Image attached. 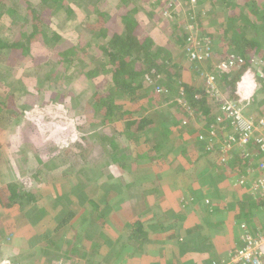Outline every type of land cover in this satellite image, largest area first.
I'll list each match as a JSON object with an SVG mask.
<instances>
[{
  "label": "trees",
  "instance_id": "16d2710c",
  "mask_svg": "<svg viewBox=\"0 0 264 264\" xmlns=\"http://www.w3.org/2000/svg\"><path fill=\"white\" fill-rule=\"evenodd\" d=\"M139 1L90 0L87 4L85 0H0V60L3 62L0 61V118L8 117L10 129L14 132L19 126L18 118L24 112L19 106L21 100L28 99L29 103L24 101V108L29 110L41 103L46 90L37 87L32 75H36L35 60L48 58L51 70L45 83L52 90L50 103H62L67 109L75 110L79 118L77 122H83L78 131L102 128L107 133L94 131L88 138L82 134L74 146L64 150V155L61 153V162L75 165L72 154L77 161H85L91 150L100 147V153L107 157L105 170L110 169L102 179L106 186L113 180V170L128 178L138 170L141 173L153 169L158 172L159 168L172 164L175 155H179L180 146L173 143V129L167 127V121L181 127L186 120L182 127L190 128V133L208 129L217 120L230 122L227 116L218 119L222 114L226 115L222 111L223 98L206 92L207 77L212 73H216V86L221 92L241 100L237 93L243 73L257 64L264 68V42L255 39L260 28H264V0H198L204 10L191 20L194 30L171 17L160 24L162 29L171 28L164 44L157 43L150 33L149 27L155 26L150 23L159 22L156 16L150 14L144 19L133 13ZM183 1L186 5L192 2ZM251 3L255 4V10ZM62 10L66 18L74 19L73 22H77L78 14L84 17V32L76 41L63 39L54 29L52 19ZM208 10L214 19L204 16ZM218 12L222 17L218 18ZM204 28L206 33H203ZM217 40L219 44L214 45ZM195 44L201 50H208L209 56L202 61L194 59ZM232 55L241 58L242 65L224 72L217 71L215 62ZM17 66L28 69L20 78H16ZM187 66L195 69V78L203 82L201 86H192L194 78L192 82L187 79ZM68 72L74 75L66 79ZM65 82L74 86V92L64 90ZM86 84H90L94 92L81 100L78 95L80 87ZM6 88H9L7 93ZM30 98L34 100L30 102ZM101 114L105 116L101 118ZM108 115L112 124L107 121ZM244 115L252 117L246 109ZM92 121L95 123L91 124ZM154 124L159 126V131L153 128ZM202 145V151L207 155H219L217 150H208L206 142ZM231 158L229 156L216 164L228 169L232 166ZM240 159L234 161L239 182L253 158L248 154ZM39 173H35L32 179L36 181ZM27 188L26 183L10 182L7 185V208H20L21 213L30 215L36 219L33 223H37L41 220L38 210L46 206L40 204L41 194ZM0 199L2 201V197ZM85 199L82 194L75 200L83 205ZM94 205L96 209L100 210V206L102 209V205ZM64 206L57 205L53 210L47 206L48 212L43 210L47 223L50 222L47 226L52 228L54 225L43 237L50 250L64 249L66 259L67 253L81 243L91 246L93 241L87 238L83 227H70V220L75 215L73 211H69L65 218L59 217ZM61 230L64 234L60 241H51V237ZM24 246H28V241H24ZM11 251L13 255L16 250ZM23 258L14 254L12 264L19 263V259L21 263ZM47 263H51V258Z\"/></svg>",
  "mask_w": 264,
  "mask_h": 264
},
{
  "label": "crops",
  "instance_id": "0c3cea01",
  "mask_svg": "<svg viewBox=\"0 0 264 264\" xmlns=\"http://www.w3.org/2000/svg\"><path fill=\"white\" fill-rule=\"evenodd\" d=\"M252 87L254 86L251 85ZM257 91L261 94L264 89ZM257 106L254 103L253 107L246 110L251 113L254 108L258 109ZM259 107L264 110V100L259 103ZM6 121L7 117L0 118V126L6 127ZM0 130V264H12L14 254L24 256L21 263L19 259L17 264H50L47 259L51 258L52 261L58 258V253L50 250L43 237L45 233L51 232L49 226L45 231L42 230L47 223L46 213L42 211L48 212L46 207L38 210L41 220L37 223H33L36 219L30 215L21 213L20 208H7V185L13 182L12 177H17L22 163L13 158L8 160L15 146V138L4 137L5 130ZM190 131V128L184 129L179 136L171 137L173 143L180 146L179 155L172 157L174 163L167 164L163 169L159 168L158 172L153 169L141 173L138 170L128 178H112L113 180L108 181V186L102 183L105 174L102 176L98 181L97 194L90 190L87 192L88 195L99 198V202L103 204L102 210L100 209V213L91 211L80 225L72 227H83L87 238L93 243L91 246L81 243L71 254L67 253L66 262L223 264L228 258L229 250L238 243L242 235V224L249 225L254 234L259 230L257 227L264 228L263 214L257 216L256 205L259 198L250 190L251 182L259 174L257 164L244 171L248 177L253 169L255 172L252 176H257L248 181L247 185H240L239 174L234 172L235 159L230 160L232 166L228 169L220 168L215 162L217 155L204 153V145L196 139V132ZM83 192L79 190L77 194L74 193L75 196L64 204L72 209L76 207L73 205H81L75 199L82 194L87 198L84 202L88 203V196ZM113 192L115 197L109 204L107 199L111 197L109 193ZM44 202L43 197L40 204L44 205ZM45 206L49 205L46 203ZM103 216L109 220L104 221ZM87 225L89 227L86 229ZM102 240L104 244H101ZM24 241H28L27 247L24 246ZM51 241L55 242L53 237ZM12 249L16 250L13 255ZM131 252L135 254L134 258H129Z\"/></svg>",
  "mask_w": 264,
  "mask_h": 264
},
{
  "label": "rangeland",
  "instance_id": "374dc122",
  "mask_svg": "<svg viewBox=\"0 0 264 264\" xmlns=\"http://www.w3.org/2000/svg\"><path fill=\"white\" fill-rule=\"evenodd\" d=\"M87 4L90 3V0H85ZM183 0H150L147 1H139V5L137 4V9L134 10V14L137 17H140L139 15L143 16L144 19L146 17H149L148 15L153 14L156 18L159 20L158 24H154V22H151L150 24L155 25L154 27H149L151 30L150 33L154 35L155 41L157 43H165L167 40V37L170 35L171 28L166 27L165 29H162L160 27V24L162 22L168 21V18L171 17L172 20L176 19L179 23L189 26L191 30L193 29V23L191 20L195 18L196 15L203 13L202 7H200V3L198 0H192L190 1L189 5H186ZM165 3V4H164ZM264 3V2H263ZM252 4V9L255 10V4ZM264 9V8H263ZM260 10V8H259ZM210 10L205 11L204 16L209 17L210 20L214 19V17H211L209 15ZM192 16V18L190 17ZM217 16L218 18L222 17V13L218 12ZM190 18V19H189ZM77 22H73L74 19H68L66 18V13L64 10L59 11L52 19L53 26L55 31L58 34H61L63 36V39L68 38V40L76 41V38L79 34H82L84 31L83 24L84 17L81 14H78L76 16ZM162 20V21H160ZM149 21V19H148ZM76 23V24H75ZM71 26V27H70ZM60 27V28H59ZM69 28V29H67ZM207 29L204 28V32L206 33ZM202 34V33H201ZM200 34V35H201ZM256 40H261L264 42V28H260V33H258L255 36ZM219 44V41H215L214 45ZM199 50L200 47L197 46ZM1 61V60H0ZM264 62V60H263ZM1 63H3L1 61ZM36 64V75H32L34 82L38 85L37 87H44L46 90L45 96H43L40 100V104L38 103L35 106H32V109H25V102L29 103L28 99L24 98L22 99L21 103L19 104L20 107H22V110L24 111L21 113V116L18 118V128L15 129L13 133L9 126V119L7 117L6 127L0 126V128H3L5 131L3 133L4 137H14L15 138V146L13 148V151L11 152V155L9 154L8 160L10 158H13V160H19L22 164L21 167H19V173L17 177H12L13 182H19L21 184L26 183L28 185L27 189H32L34 192H38L44 197V203L48 204L50 208L55 209V207L60 205H65L64 202L69 201V198H73L74 193L77 194L79 190L81 192L86 193L89 192V190L93 194H97L98 191L96 189L98 188V181L101 180L102 176L104 174H109L110 169L105 170V164L107 157L105 154L100 153V147H96L93 150H91L89 153V157L83 161H77L76 157L72 154L71 157L73 160H75L76 164L73 165L71 162L62 164L61 162V156L64 155V150L74 146L78 141L82 134H84L85 138H88L89 134L93 133L94 131H101L103 134H107L106 132H103L102 128H98L96 130L87 129L86 131H78L79 124L82 125L83 122L78 121V115L75 113V110H69L65 106V104L62 103H56L51 104L50 100L52 99V90L48 89V86L50 88V85H46L45 79L48 75H50L51 70V64L48 62V58L41 57L37 58L35 60ZM262 65V64H261ZM18 67V66H17ZM17 68L19 70L18 76L16 78H20L25 75L26 71H28L27 68ZM263 66H260L257 64L254 68H249L243 73V77L241 78V82L239 83L240 90L238 91V95L241 98V100L233 99L235 103L238 104H244L245 101L249 103H253L252 107L254 106V103H257L258 109L251 110L252 119L255 121H258L260 117L264 115V110H262L259 107V103L264 100V92L259 93L257 90H263L264 87L261 88V86L264 85V71ZM261 71V72H260ZM71 72H68L65 76L67 78H71L72 75ZM74 73L77 76L78 74L76 71ZM196 71L195 69L191 70L188 66L185 68V76L189 81H191L194 78V83L192 86H201L203 83L202 80L195 78ZM249 75L250 78L247 76ZM68 76V77H67ZM76 79V78H75ZM253 81L254 87L250 90L249 88V82ZM8 82V81H7ZM192 82V81H191ZM189 83V85L191 84ZM64 90H68L69 92H74V86H71L69 83L65 82ZM5 84V83H4ZM45 84V86H44ZM50 84V83H49ZM214 87L216 86V81L213 84ZM4 87V86H3ZM7 87V86H5ZM35 87V86H33ZM206 87V92H207ZM9 91V88H6ZM81 92L78 94L79 98L82 100L85 97H87L92 92V86L90 84H86L83 87H80ZM257 91V92H256ZM255 92V93H254ZM32 95L34 93H31ZM220 95V99L223 98L227 99V93L222 91L221 93H218ZM31 100H34V98H30ZM178 100V99H177ZM25 101V102H24ZM31 104V103H30ZM42 104V105H41ZM155 111V110H154ZM108 114V113H107ZM105 115L101 114V118H103ZM218 116V115H217ZM220 117H223L221 115ZM165 118V117H163ZM108 123L112 124L111 116L108 115L107 119ZM91 124H94L95 121L90 122ZM178 123V122H177ZM184 122H182V126L184 127ZM217 126V129L221 126H225V122L218 121L215 124ZM179 127L175 122H168L167 121V127L172 131L171 137L173 135L179 136V134H182V131H184L185 128ZM153 128L157 131H159V126L154 124ZM187 129V128H186ZM175 130V131H174ZM226 131V128H221L216 131V134L214 135V140L216 143H221L218 147L220 148L223 145L224 138L223 136L224 132ZM232 129L229 128L230 133ZM201 132L199 130L196 132V139H198V136H201ZM215 146V144L213 143ZM22 150L20 151V149ZM26 150V151H23ZM58 150V151H56ZM60 151V152H59ZM62 153V155H61ZM244 154H247V152H243ZM88 156V155H87ZM50 157V158H49ZM220 157V156H219ZM252 160L248 163L250 166H255V162L258 158V154L254 152L252 154ZM254 158L256 160L254 161ZM216 159V158H215ZM221 159V158H220ZM239 159V158H238ZM42 160V162H40ZM241 160V159H239ZM7 162V157H6ZM216 162H218V158L216 159ZM253 162V164L251 163ZM80 163V164H79ZM251 163V164H250ZM243 164V163H242ZM216 166V164H215ZM40 171V173L37 175L38 178L35 180L32 179V176ZM251 173L248 177L244 176L242 180L245 182H250L253 180L257 174L252 176V174L255 172V170H250ZM259 173V172H258ZM14 176V174H12ZM122 176L120 173L118 175V172L116 170L112 172V177L116 180V178ZM259 177V174H258ZM258 177H255L253 181L258 179ZM31 179V180H29ZM49 181V182H48ZM73 185V183H75ZM30 185V186H29ZM102 188L104 186L102 185ZM71 194V195H70ZM111 194V197L108 200L109 204L112 198L115 197L114 192L109 193ZM64 197H61V196ZM88 203H84L83 205H73L76 206L72 209V207H67L66 205L62 208L61 215L59 217L65 218L68 215L69 211L74 212V217L70 220V227L80 225L81 221L83 222V219L86 218L87 214L92 212H99L102 210L101 207L98 211L94 206V203L103 205L101 202H99V198H94L93 196L88 195ZM259 198V197H258ZM76 204V203H74ZM113 204V203H112ZM114 205V204H113ZM257 216L261 214V210L264 209V200L258 201L257 203ZM47 208V206H46ZM45 208V209H46ZM95 208V209H94ZM94 209V210H93ZM43 211V210H42ZM98 213V215H99ZM97 215V214H95ZM97 215V216H98ZM104 217V216H103ZM96 219V218H95ZM109 220L107 217H104V221ZM49 223H45L43 227V231H45L49 225ZM89 226H86V229ZM50 228L49 230H52ZM47 230V231H49ZM64 234V231L61 230L59 233L55 234L53 236V240L55 242L60 241L62 238L61 235ZM86 234V232H85ZM95 238L98 241V236L95 234ZM10 239V243H11ZM101 244H104L103 240ZM10 245V244H9ZM66 247V246H64ZM8 248V247H7ZM51 251L55 252L53 249ZM57 251V250H56ZM64 249H59L56 253H58L56 259H52V264H70L65 261L64 258ZM100 254V253H99ZM102 255V254H100ZM135 254L130 253L129 258H134ZM121 258V256H120ZM33 263V261H31ZM50 263V264H51Z\"/></svg>",
  "mask_w": 264,
  "mask_h": 264
},
{
  "label": "built area",
  "instance_id": "2783aa9c",
  "mask_svg": "<svg viewBox=\"0 0 264 264\" xmlns=\"http://www.w3.org/2000/svg\"><path fill=\"white\" fill-rule=\"evenodd\" d=\"M194 1V0H193ZM193 58L202 60L203 57L209 56L208 50H199L197 44L194 45ZM242 63L241 58L230 56L225 60H221L217 69L220 72H224L229 69L239 67ZM214 76L207 77V92L213 96L221 93L218 88L214 87ZM222 111L226 113L227 118L230 120V127L232 132L226 135L224 140V146L222 147L221 161L227 158V154L231 153L236 147L242 150H248L250 145L254 146L256 151L260 155L259 178L253 182L252 191L264 199V115L255 121L243 115L242 108H240L234 101L226 97ZM221 119V118H218ZM220 121V120H219ZM185 124L186 120L183 121ZM212 128V130H211ZM216 126L213 125L207 129V133L210 134L208 149L211 150L214 147V135L216 134ZM205 133L198 136L199 140H205ZM243 151V152H244ZM246 152V151H245ZM247 154H242V157H246ZM241 184H245L242 180ZM264 215V209H263ZM264 221V216H263ZM264 226V225H263ZM251 227L247 224L241 225L242 235L239 238L238 243L234 248L228 252V258L223 264H264V228L257 227L259 229L256 234L250 230Z\"/></svg>",
  "mask_w": 264,
  "mask_h": 264
},
{
  "label": "clouds",
  "instance_id": "9594fccd",
  "mask_svg": "<svg viewBox=\"0 0 264 264\" xmlns=\"http://www.w3.org/2000/svg\"><path fill=\"white\" fill-rule=\"evenodd\" d=\"M203 51V50H202ZM204 58V57H203ZM200 61V60H199ZM202 61V60H201ZM220 62V61H219ZM219 62H215V64H216V69H217V65H218V63ZM217 71H218V69H217ZM50 72V71H49ZM211 76H214L215 77V81H216V78H217V76H216V73H212V75ZM247 77H249V75L247 76ZM242 81V80H241ZM240 81V82H241ZM247 82H249V88L250 89H252L251 88V85H253L254 86V83H253V81H248L247 80ZM206 87H208L207 86V82H206ZM216 88H218V87H216ZM219 90V89H218ZM240 90V89H239ZM220 91V90H219ZM221 92V91H220ZM221 94H222V92H221ZM227 97H228V99H230V100H232L233 101V99H232V97H230L229 95H227ZM235 100V99H234ZM240 108H242V113H243V115H244V111H245V109H248V108H250V107H252V105H253V103L251 104V103H249V102H246L245 101V103L244 104H238V103H236ZM223 115V114H222ZM245 116V115H244ZM252 116V115H251ZM225 116H223V118H224ZM247 117V116H246ZM221 118V117H220ZM248 118H251L252 119V117H249L248 116ZM219 120H217V122H218ZM229 123L230 122H225V128H226V131L224 132V134H223V136H225V138H224V140L227 138L226 137V135L227 134H230V133H228L229 132V128L231 129V127H230V125H229ZM216 126V125H215ZM224 127H219L218 129H217V126H216V130H219V129H221V128H224ZM199 132H201V133H205V140H199V139H197L200 143H202L203 144V142H206V144L209 146V140L211 139V137H210V134H208L207 133V129H202V130H199ZM214 144H215V146L214 147H212V149L211 150H217V151H219L220 153H219V155L220 156H222V154H223V152H222V147L224 146V142H223V145L220 147V148H215V147H218L220 144H222V142L221 143H216L215 142V140H214ZM252 148H254V151H252ZM209 150V149H208ZM243 151L244 150H242L241 148H239V147H236V148H234L233 150H232V152L231 153H229V154H227V157L229 158V156H230V158H231V156H232V158L231 159H240L241 157H242V154H243ZM248 154H253L254 152H256L257 154H258V158H257V162L259 163V161H260V155H259V153L256 151V149H255V147L254 146H252V145H250L249 147H248V150H245ZM219 155L217 154V158H218V162L221 160L220 158L221 157H219ZM216 162V161H215ZM258 163H257V170H258ZM244 178V177H243ZM256 181V180H255ZM253 182L254 181H252L251 183L253 184ZM250 183V184H251ZM239 184L240 185H247V182H245V184H241L240 182H239ZM253 186V185H252ZM252 186H250L251 188H250V190H251V192L255 195V196H257V197H259V201H263L264 199H262L260 196H258L257 194H255L253 191H252ZM206 203H209V200H206ZM262 212H263V210H262ZM261 212V214H263ZM264 216V215H263ZM262 221H263V217H262ZM235 246H233V248H234Z\"/></svg>",
  "mask_w": 264,
  "mask_h": 264
}]
</instances>
